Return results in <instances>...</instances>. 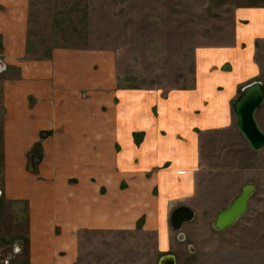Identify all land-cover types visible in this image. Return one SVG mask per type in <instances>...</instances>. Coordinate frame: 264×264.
<instances>
[{
    "label": "crops",
    "instance_id": "obj_1",
    "mask_svg": "<svg viewBox=\"0 0 264 264\" xmlns=\"http://www.w3.org/2000/svg\"><path fill=\"white\" fill-rule=\"evenodd\" d=\"M236 20L233 44L197 52L191 89L116 90L113 81L96 107L99 79L85 77L80 56L65 52L29 79L7 83L3 194L10 214L14 202L25 203L26 264H75L86 231L142 228L157 233L161 251L170 248L171 216L190 206L208 164L202 139L237 130L233 104L258 75L264 8L239 10ZM10 32V55H19L23 31ZM85 90L89 104L80 100ZM51 130L53 137L40 138ZM38 142L42 161L34 171L28 156Z\"/></svg>",
    "mask_w": 264,
    "mask_h": 264
},
{
    "label": "rangeland",
    "instance_id": "obj_2",
    "mask_svg": "<svg viewBox=\"0 0 264 264\" xmlns=\"http://www.w3.org/2000/svg\"><path fill=\"white\" fill-rule=\"evenodd\" d=\"M255 7L264 8V0H0V264H26L28 238L27 220L19 216L25 214V203L14 202L10 214L3 194L7 83L29 79L56 53L65 52L80 56L85 77L96 74L99 79L96 107L104 103V87L113 81L116 90L191 89L197 52L233 44L237 12ZM12 29L23 31L25 49L11 56ZM254 61L255 81L264 83V39L255 44ZM80 100L90 103L89 90L81 92ZM30 104L35 107L33 98ZM256 119L264 132V104ZM54 134L44 131L40 138ZM207 135L202 149L208 164L189 206L195 219L180 231L171 229L167 251L160 250L156 232L142 228L86 231L80 235L75 264H159L166 255L177 264H264V149L254 151L238 128ZM41 147L35 144L28 156L30 170L41 164ZM248 183L257 191L247 214L233 227L216 231L217 213Z\"/></svg>",
    "mask_w": 264,
    "mask_h": 264
},
{
    "label": "water",
    "instance_id": "obj_3",
    "mask_svg": "<svg viewBox=\"0 0 264 264\" xmlns=\"http://www.w3.org/2000/svg\"><path fill=\"white\" fill-rule=\"evenodd\" d=\"M264 104V83L254 81L243 87L239 97L233 104V111L237 120V127L249 146L256 152L264 149V132L256 119L257 111ZM257 186L248 183L241 193L228 205L221 209L215 218L213 227L222 232L233 227L248 211L249 201L256 193ZM195 211L187 206L176 208L171 216V227L180 231L187 223L194 221ZM184 239V235H180ZM159 264H177L174 256L166 255Z\"/></svg>",
    "mask_w": 264,
    "mask_h": 264
}]
</instances>
